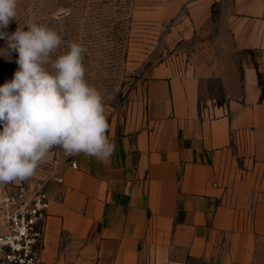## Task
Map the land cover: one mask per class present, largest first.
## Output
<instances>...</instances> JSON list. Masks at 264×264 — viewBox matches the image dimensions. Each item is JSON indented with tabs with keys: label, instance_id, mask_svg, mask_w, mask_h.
<instances>
[{
	"label": "crops",
	"instance_id": "0c3cea01",
	"mask_svg": "<svg viewBox=\"0 0 264 264\" xmlns=\"http://www.w3.org/2000/svg\"><path fill=\"white\" fill-rule=\"evenodd\" d=\"M136 1L183 8L187 34L214 7L233 49L264 55V0ZM241 77L237 98L202 103L189 70L154 66L136 110L107 122V160L58 149L41 264H264V94L253 62Z\"/></svg>",
	"mask_w": 264,
	"mask_h": 264
},
{
	"label": "rangeland",
	"instance_id": "374dc122",
	"mask_svg": "<svg viewBox=\"0 0 264 264\" xmlns=\"http://www.w3.org/2000/svg\"><path fill=\"white\" fill-rule=\"evenodd\" d=\"M152 8L136 0H18L16 21H10L5 31L11 33L17 25L30 22L46 25L62 37L56 54L66 51L70 42L81 43L86 49L85 79L100 91L107 122L136 110L140 87L158 65L189 70L199 79L202 103L222 104L240 95L242 68L253 62L264 94V55L258 50L233 49L229 28L214 14V7L211 20L188 34L179 19L185 16L183 8L167 18H158ZM143 9L152 10L143 13ZM4 46L0 40V47ZM16 55L11 61L0 57V84L12 78L18 67ZM57 151L32 177L0 184V193L43 189L51 200V187L62 181L65 164L56 157ZM237 164L242 166L243 161Z\"/></svg>",
	"mask_w": 264,
	"mask_h": 264
},
{
	"label": "clouds",
	"instance_id": "9594fccd",
	"mask_svg": "<svg viewBox=\"0 0 264 264\" xmlns=\"http://www.w3.org/2000/svg\"><path fill=\"white\" fill-rule=\"evenodd\" d=\"M17 5L0 0V57L16 53L18 66L0 84V184L32 177L55 149L100 161L115 149L101 93L85 79L84 46L73 41L56 54L61 35L36 22L6 32Z\"/></svg>",
	"mask_w": 264,
	"mask_h": 264
},
{
	"label": "built area",
	"instance_id": "2783aa9c",
	"mask_svg": "<svg viewBox=\"0 0 264 264\" xmlns=\"http://www.w3.org/2000/svg\"><path fill=\"white\" fill-rule=\"evenodd\" d=\"M49 202L43 189L0 193V264H41Z\"/></svg>",
	"mask_w": 264,
	"mask_h": 264
}]
</instances>
